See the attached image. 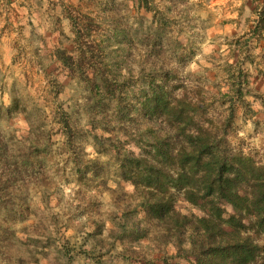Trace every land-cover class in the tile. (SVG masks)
<instances>
[{"label":"rangeland","instance_id":"1","mask_svg":"<svg viewBox=\"0 0 264 264\" xmlns=\"http://www.w3.org/2000/svg\"><path fill=\"white\" fill-rule=\"evenodd\" d=\"M60 1L64 14L75 21L73 24L70 20L75 39L64 33L59 21L56 30L60 31V38L51 40L37 33L26 40L30 35L12 27L15 37L10 45L15 49L16 62L22 64L19 59L25 58L24 65H18L24 80H13L10 87L6 82L0 83L1 89H7L10 104L6 110L0 102V121L9 126L30 120L37 125V135L29 146L0 134V264H61L62 257L67 258V264H194L189 244L178 248L173 239L166 238L165 232L145 217L133 184L120 174L119 160L125 152L138 155L140 142L149 139L148 129L167 128V124L147 119L140 109L143 86L158 81L162 74H166L174 95H179V86H183L200 107L224 116L228 113L225 104L231 98L230 140L253 156L264 157V138L258 141L259 147L256 141L236 138L240 121L252 122L249 136L264 133V91L254 86L257 78L264 79V57L253 54L260 49L253 41L257 35L251 31L240 36L233 30L231 38L225 36L224 41L232 49L234 64L228 65L225 60L211 78L193 80L184 74V62L196 42L203 39L202 33L209 27L240 23L220 19L212 24L215 14L208 9L212 0H198L195 4L189 0H87V4L98 9L95 19L91 10L85 11V0H79L78 5ZM217 7L223 17L226 9ZM240 10L243 15V8ZM202 12L209 13L208 20L201 18ZM213 38L218 37L213 34ZM36 40L44 46L33 48ZM34 51L39 53V59ZM68 55L73 63L66 62ZM38 61L40 65L36 64ZM248 65L253 66L255 74ZM41 76L50 88L41 86L34 98L28 89L39 84ZM61 76L64 84L57 83ZM73 80L76 87H72ZM239 84L241 95L236 98ZM221 87L228 88L230 94H221ZM65 88L67 100L60 101ZM247 96L259 100L261 107L253 110L245 100ZM38 99L49 108L48 113L36 103ZM78 99L83 103H78ZM47 124L52 125L51 130L40 131ZM87 146L92 152L85 150ZM132 147L139 151L133 152ZM52 169L62 181L76 185L78 201L72 215L64 214L66 220L64 216L51 218L57 238L43 223L34 222L39 209L29 194L44 185V203H49L53 181L48 173ZM175 209L198 216L206 212L199 203H189L181 192L175 193ZM226 209L232 212L230 206ZM62 226L72 228L76 236L85 229L93 231L82 237L78 251L69 248L65 241L61 252L57 244L63 238ZM104 232L107 236H103ZM18 233L27 239H21ZM84 245L90 251H84ZM18 256L24 258L17 259Z\"/></svg>","mask_w":264,"mask_h":264},{"label":"trees","instance_id":"2","mask_svg":"<svg viewBox=\"0 0 264 264\" xmlns=\"http://www.w3.org/2000/svg\"><path fill=\"white\" fill-rule=\"evenodd\" d=\"M258 17L257 25L264 26V5ZM70 20L75 24L72 16ZM65 58L73 63L71 55ZM159 77L143 86L140 109L167 128L148 129L149 139L140 142L138 155L123 153L121 176L133 184L145 217L178 248L189 244L194 264H264V157L230 140L231 98L225 117L200 107L183 86L174 95L166 74ZM238 86L236 98L241 95ZM176 192L206 212L177 211Z\"/></svg>","mask_w":264,"mask_h":264},{"label":"clouds","instance_id":"3","mask_svg":"<svg viewBox=\"0 0 264 264\" xmlns=\"http://www.w3.org/2000/svg\"><path fill=\"white\" fill-rule=\"evenodd\" d=\"M85 2L87 5L85 11L91 10L93 12L92 18L95 19L96 14L98 13V9L95 5L87 4V0H85ZM197 2L198 0H189L190 4H195ZM67 3L68 0H64V4ZM72 3L78 5L79 0H72ZM52 4H55L57 6L55 8H52ZM129 6H132L131 3ZM217 6L224 7L226 9L223 17H221L219 8ZM241 8H243V16H241V13L239 11V9ZM208 9L215 14V19L212 21V24H216L220 19H224L229 22L239 20L240 26L239 28H237L236 23H228L223 28L209 27L204 33H202L203 39L196 42V47L190 50L188 58L184 62V74L190 76V78L193 80H204L207 78H211L215 72L219 71L218 66L224 65L225 60L228 65L234 64V59L231 57L232 49L230 48L229 44L224 41V37H230V34L233 30H236L238 32V35L243 36L244 33L248 31L247 27L244 24V20L249 17H251V19L254 21L259 19V17L252 12L251 7L247 4L246 0H212V3L208 5ZM35 14L40 18L41 21L40 23H36L35 21L33 22L38 36H45L49 40L60 38V31L56 30L57 21H59L64 33L75 39V34L71 32V21L69 17L64 14V8L63 5H61L60 0H41V3L37 7ZM193 14L195 15V13ZM200 16L203 20L209 19L208 12H202L200 13ZM3 26L4 23L2 20H0V28H3ZM196 31H199V29H197ZM213 34H215V36L218 38L214 39ZM14 37L15 33H13V35L11 37H8L6 40L0 41V50H2L3 47L10 43L12 39H14ZM23 43L24 42L21 41V44ZM43 46L44 45L40 40H36L32 45L33 48H42ZM253 54L259 56L262 53L260 49H256ZM3 63L9 69V71L12 72V75H8V73L4 71V68L0 67V76L3 77V80H0V83L6 82L7 86L10 87L14 79H19L21 82H23V75L21 74L19 69L11 63L10 57H5ZM134 67L137 71H139V67L137 65H134ZM248 68L249 70L253 71V74H255L252 65H248ZM124 74H127V70H124ZM38 80L39 84L28 89V92L34 98L39 95L37 89L41 86L50 88L48 81L45 80L43 76L38 77ZM57 83L64 84L65 78L63 76L59 77L57 79ZM76 83L77 82L73 80L72 87H76ZM220 93L230 94L229 89L226 87H221ZM59 100H67V88H65L64 92L60 93ZM245 100L251 104L253 110L261 107V102L252 96L245 97ZM0 102H2L4 109L7 110L10 107L7 91H4L3 95L0 96ZM77 102L83 103V100L78 99ZM36 103L40 107L44 108L45 113L49 112V108L44 107L42 100L38 99ZM225 108H228V104H225ZM227 115L228 113L225 112V117H227ZM240 125V129L236 133L237 140H243L245 142L256 141L257 147H259L258 141L264 138V133H258L256 136H249V133L252 131L253 127L252 122L240 121ZM36 127L37 125L30 120L21 121L19 125L12 124L9 126H5L4 122L0 121V134L5 135L9 139L14 137L15 140L29 143L30 146V141L37 135V132L35 130ZM56 127H59V125H57ZM51 128L52 125L47 124L46 127L40 129V131H49L51 130ZM53 139L56 138L53 137ZM85 150L87 152H92L91 146H87ZM131 150L133 152L139 151V149L135 147H132ZM48 175L52 177L53 181V186L51 189L52 194L49 197V203L47 205L44 203V195L47 191L46 186L44 185H42L38 190H30L29 194L33 202L39 209L36 217L33 218L34 222L37 225L43 223L45 227L48 228L49 232H51L53 238H57L58 234L55 232V226L51 223V218L53 216H64V219L66 220L67 215H72L74 206L76 203H78V201L75 199L76 185L62 181L59 175L56 174L55 169H52L48 173ZM112 187L115 188V185H113ZM129 191H131V189H129ZM104 195L107 199H111L110 197H108L107 193H105ZM70 208L72 209V211H69ZM83 219H86V217ZM61 231L63 233V238L59 240L57 247H59L62 252L65 241L68 242L69 248L75 247L78 251L79 244L82 243V237L88 232L93 231V229H85V231L80 233V235L78 236L75 235L73 229L70 227L66 228L62 226ZM18 235L21 236V239H27V236L24 234L18 233ZM103 236H107V232H104ZM33 238L38 239L39 237L33 236ZM28 247L35 248L36 246L29 245ZM83 250L90 251V248L88 245H84ZM44 251H48V249H44ZM55 254V251H53L52 255ZM21 258L24 257H17V259ZM37 259L41 258L37 257ZM61 264H67L66 257L61 258ZM90 264H92V262H90Z\"/></svg>","mask_w":264,"mask_h":264},{"label":"crops","instance_id":"4","mask_svg":"<svg viewBox=\"0 0 264 264\" xmlns=\"http://www.w3.org/2000/svg\"><path fill=\"white\" fill-rule=\"evenodd\" d=\"M68 2L72 3V0H68ZM247 4L251 7V10L254 14L258 16L259 9L264 5L263 0H246ZM41 0H0V20L3 21L4 26L3 28H0V41H4L8 38V36L13 35L14 31L12 30V27L14 29H21L26 35H30L26 40H29L31 37H34V33L36 32V28L34 25V21L36 23H40V18L36 16L35 12L37 7L40 5ZM62 5V1H60ZM57 5L52 4L51 7L55 8ZM242 10H240L241 13ZM242 15V13H241ZM243 16V15H242ZM246 19L244 20V24L247 27L248 31H253L256 36V38H253V41L256 43L257 47L260 48L262 56L264 57V26H258L257 20H252L251 17L248 18V23H245ZM240 23H238L237 28H239ZM11 27V29L9 28ZM10 30V32H8ZM50 34V33H49ZM259 36V37H258ZM40 49H38V52ZM27 53V51H25ZM42 52V51H40ZM14 53L15 49L13 45H10L8 43L5 47L0 50V67L4 68V71L8 73V75H12V72L9 71V69L4 65L3 60L5 57H10L11 63L18 68V65H24L25 58L21 56L19 61L22 64H19L14 60ZM37 55V59H39V53L37 51L33 52ZM22 54V53H21ZM23 55V54H22ZM42 55H40L41 57ZM41 59V58H40ZM23 60V62H22ZM37 65H40V61L36 62ZM255 66V63H253ZM259 68H261L260 65H258ZM22 75H24L22 73ZM0 80H3V77L0 76ZM16 80V79H14ZM255 87L260 88V92L264 91V79L257 78L255 83ZM5 88V86H4ZM7 91V89H1L0 88V96L3 95V92ZM263 95V94H262ZM9 98V94H8Z\"/></svg>","mask_w":264,"mask_h":264}]
</instances>
